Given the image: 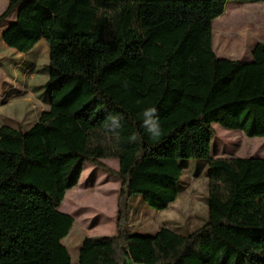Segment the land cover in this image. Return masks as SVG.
<instances>
[{
	"label": "trees",
	"instance_id": "trees-1",
	"mask_svg": "<svg viewBox=\"0 0 264 264\" xmlns=\"http://www.w3.org/2000/svg\"><path fill=\"white\" fill-rule=\"evenodd\" d=\"M228 1L264 3L7 0L0 24L16 13L3 43L49 46L48 107L29 128L0 125V264H264V158L210 156L213 123L264 138V43L246 62L213 50ZM148 106L157 138L140 126ZM113 115L118 126L106 127ZM186 159L206 161L205 221L185 234L130 233L132 195L165 210L186 189ZM86 162L120 181L116 232L86 236L72 263L62 239L74 220L59 206Z\"/></svg>",
	"mask_w": 264,
	"mask_h": 264
},
{
	"label": "rangeland",
	"instance_id": "rangeland-1",
	"mask_svg": "<svg viewBox=\"0 0 264 264\" xmlns=\"http://www.w3.org/2000/svg\"><path fill=\"white\" fill-rule=\"evenodd\" d=\"M6 3L7 0H0V13ZM15 13L0 24V114L20 117L28 105L32 109L47 106L48 93L44 84L49 46L41 39L28 55L18 56L8 51L11 48L3 43L1 30L14 20ZM213 25L214 42H218L220 54L231 59H236L242 51L248 54V48L255 40H264V3L228 1ZM23 122V128H26L32 121L23 119ZM213 127L216 134L210 140L212 158H264V138L247 137L241 131L225 129L216 123ZM102 162L112 169L118 168L116 159L106 158ZM179 183L186 189L165 210H157L145 203L138 194L132 195L129 202L130 233L148 235L163 225L185 234L205 221L208 193L206 161L184 160ZM119 184L116 177L86 162L77 184L65 193L59 210L71 215L74 223L62 243L68 248L72 263L77 261L80 245L86 236L115 234Z\"/></svg>",
	"mask_w": 264,
	"mask_h": 264
},
{
	"label": "crops",
	"instance_id": "crops-1",
	"mask_svg": "<svg viewBox=\"0 0 264 264\" xmlns=\"http://www.w3.org/2000/svg\"><path fill=\"white\" fill-rule=\"evenodd\" d=\"M213 31H214V25H213ZM1 32H2V30H1ZM214 41L215 40H214V37H213V50L216 53V55L218 57L228 58L227 56H224L222 53L220 54L219 49H218V45H217L218 42H214ZM256 42H263L264 43V40H262V39L255 40L251 44V46L248 48V54L246 52L242 51V52L237 54L236 59L240 60V61H243V62L249 61L251 59L250 52H251V50H252V48H253V46L255 45ZM36 45L37 44H35L34 47L30 51H28L26 53H22V54H18L19 52H17L16 50H14L12 48L11 49H7V50L11 51L12 53H16L18 56H20V55L21 56H25V55L30 54L33 51V49L36 47ZM229 59H231V58H229ZM14 69H15L14 71H16V68H14ZM24 101H26L29 104V102L27 100H24ZM47 102H48V100H47ZM47 107H48V103H47L46 108H44V109L43 108L32 109L30 107V105H28L26 110H24L23 115H21L20 117H18V116L17 117L16 116L12 117L11 115H8V114L5 115V116H3V115L1 116V114H0V116L2 117V124H8V125H12V126H14L16 124H19V125L23 126L25 124V122H23V119L26 120V122H30V119H31L32 122H30L28 125H26V128H29L33 123H35L37 121L39 114L43 110L47 109ZM0 109H1V106H0Z\"/></svg>",
	"mask_w": 264,
	"mask_h": 264
},
{
	"label": "clouds",
	"instance_id": "clouds-1",
	"mask_svg": "<svg viewBox=\"0 0 264 264\" xmlns=\"http://www.w3.org/2000/svg\"><path fill=\"white\" fill-rule=\"evenodd\" d=\"M140 126L150 137L157 138L161 135V126L157 117V110L155 107L148 106L144 108L140 113ZM119 117L109 116L107 118V126L116 125L118 126ZM140 139L137 133H133L129 136V140L138 141Z\"/></svg>",
	"mask_w": 264,
	"mask_h": 264
}]
</instances>
